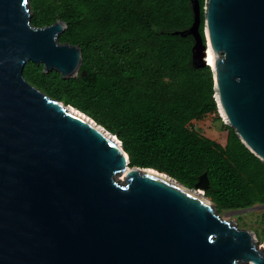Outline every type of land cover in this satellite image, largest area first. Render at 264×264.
I'll return each instance as SVG.
<instances>
[{
	"label": "water",
	"instance_id": "obj_1",
	"mask_svg": "<svg viewBox=\"0 0 264 264\" xmlns=\"http://www.w3.org/2000/svg\"><path fill=\"white\" fill-rule=\"evenodd\" d=\"M31 1L0 0V264H264L257 234L207 200L206 172L189 188L131 165L117 135L26 79L29 62L65 79L83 64L66 22L34 25ZM190 2L172 34L194 38L219 113L264 162V0Z\"/></svg>",
	"mask_w": 264,
	"mask_h": 264
},
{
	"label": "trees",
	"instance_id": "obj_2",
	"mask_svg": "<svg viewBox=\"0 0 264 264\" xmlns=\"http://www.w3.org/2000/svg\"><path fill=\"white\" fill-rule=\"evenodd\" d=\"M63 1L65 9L49 14L50 0H32V23L65 21L61 42L83 50H102L107 43L123 49L140 45L142 62L131 68L122 59L84 58L79 76L68 79L29 62L26 79L117 135L131 165L158 169L189 188L206 172V196L220 211L263 203L264 162L236 132L230 128L223 145L189 125L218 111L211 68L193 64L194 38L172 34L191 27L190 0ZM200 30L204 34V20Z\"/></svg>",
	"mask_w": 264,
	"mask_h": 264
},
{
	"label": "rangeland",
	"instance_id": "obj_3",
	"mask_svg": "<svg viewBox=\"0 0 264 264\" xmlns=\"http://www.w3.org/2000/svg\"><path fill=\"white\" fill-rule=\"evenodd\" d=\"M65 6L66 5L63 0H50L48 6L49 14L57 13L58 11L65 9ZM31 10L33 19V17L35 16V12H33L32 4ZM55 21L53 20L52 23H54ZM49 23L51 24V22L45 24L47 25ZM141 54L142 48L140 45L134 44L127 49H123L116 46L114 47L111 43H107L106 47L102 50H94L91 47H87L86 49H84L83 61L84 58H86L89 61L94 62L101 57L104 62L111 61L113 63H117L119 59H122L132 68L137 64H140L139 61L142 62ZM54 71L56 70H51L47 74H52ZM59 74L62 76L60 72ZM126 74H128V72ZM62 78L64 77L62 76ZM189 125L192 129L199 132L200 134L207 136L212 140L224 145H226V141L228 139L229 131L231 128L230 125L227 124L225 119H223V115L219 113V110L217 112L208 113L200 119H194L190 122ZM219 213L226 220L234 219L239 227L254 231L257 234L259 242L261 244L264 243V202L256 203L250 207L243 209L219 210Z\"/></svg>",
	"mask_w": 264,
	"mask_h": 264
},
{
	"label": "bare ground",
	"instance_id": "obj_4",
	"mask_svg": "<svg viewBox=\"0 0 264 264\" xmlns=\"http://www.w3.org/2000/svg\"><path fill=\"white\" fill-rule=\"evenodd\" d=\"M221 115H222V113H221ZM223 119H224V117H223ZM227 123H228V122H227ZM120 179H123V178L120 177ZM197 194H199V195L202 196V197H206V196L203 194V192H201V191H197ZM207 200H208V201H211L210 198H207Z\"/></svg>",
	"mask_w": 264,
	"mask_h": 264
},
{
	"label": "crops",
	"instance_id": "obj_5",
	"mask_svg": "<svg viewBox=\"0 0 264 264\" xmlns=\"http://www.w3.org/2000/svg\"><path fill=\"white\" fill-rule=\"evenodd\" d=\"M226 143H227V141H226ZM224 145V144H223Z\"/></svg>",
	"mask_w": 264,
	"mask_h": 264
}]
</instances>
